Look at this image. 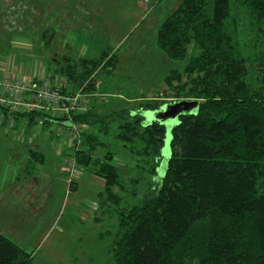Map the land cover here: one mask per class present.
<instances>
[{
    "label": "rangeland",
    "instance_id": "374dc122",
    "mask_svg": "<svg viewBox=\"0 0 264 264\" xmlns=\"http://www.w3.org/2000/svg\"><path fill=\"white\" fill-rule=\"evenodd\" d=\"M182 1L0 0V80L38 76L52 78L53 86L62 85V78L53 77L56 62L64 56L94 59L109 50L118 61L115 70L97 72L90 107L75 114H88L94 107L108 121L109 134L97 125H79L72 116L67 121L51 114L60 120L46 129L38 124L28 127L11 114L0 117V234L32 253L33 264H114L120 213L156 195L171 155V128L178 120L166 126L155 174L153 159L143 158L118 139L119 126L143 116V123L151 124L157 121L151 113L192 101L176 97L166 83L170 71L183 70L188 58L173 61L157 45L161 24ZM243 17L242 50L252 61L249 78L256 80L262 76L264 36L257 39L248 15ZM54 29L59 36L47 48L42 34ZM194 53L191 46L189 58ZM66 123L74 128L69 130ZM86 134L105 143L93 158L109 156L119 170L122 187L113 189L120 196L117 202L105 193V181L94 166L79 162L80 152L88 150L83 143ZM32 152L43 158L39 161Z\"/></svg>",
    "mask_w": 264,
    "mask_h": 264
},
{
    "label": "trees",
    "instance_id": "16d2710c",
    "mask_svg": "<svg viewBox=\"0 0 264 264\" xmlns=\"http://www.w3.org/2000/svg\"><path fill=\"white\" fill-rule=\"evenodd\" d=\"M244 14L257 30L256 38L263 37L264 0H183L161 24V51L173 61L188 58L183 70L170 71L166 83L176 97L198 101L199 106L181 116L171 131V155L156 195L120 213L114 264H264V63L262 76L250 79L252 61L239 34ZM54 37V30L42 34L47 48ZM191 46L195 53L189 58ZM117 62L109 50L94 59L64 56L56 62L53 78L63 79L62 94L82 89L91 93L97 72L115 70ZM3 113L10 116L0 105ZM11 117L25 120L28 127L40 119L43 129L60 120L44 112ZM104 118L94 107L72 116L79 125H97L109 134ZM139 119L123 122L118 139L153 159L155 174L166 127L157 121L145 124L144 116ZM85 136L88 150L80 152L79 162L94 166L105 181V193L119 201L113 189L122 182L112 158H93L105 143L97 135L99 139ZM37 153L32 152L40 161L43 156ZM0 264H33V256L0 234Z\"/></svg>",
    "mask_w": 264,
    "mask_h": 264
},
{
    "label": "built area",
    "instance_id": "2783aa9c",
    "mask_svg": "<svg viewBox=\"0 0 264 264\" xmlns=\"http://www.w3.org/2000/svg\"><path fill=\"white\" fill-rule=\"evenodd\" d=\"M38 78L36 76L27 80L23 77L12 79L3 77L0 80V105L6 108L9 114L44 112L64 116L67 119L79 111H86L88 105L90 107L88 102L91 93L82 89L74 93L62 94V85L53 86L55 81L52 83ZM0 117L5 119L6 116L3 113ZM38 125H43V121L38 120ZM70 128L69 130H72L74 127Z\"/></svg>",
    "mask_w": 264,
    "mask_h": 264
},
{
    "label": "water",
    "instance_id": "95a60500",
    "mask_svg": "<svg viewBox=\"0 0 264 264\" xmlns=\"http://www.w3.org/2000/svg\"><path fill=\"white\" fill-rule=\"evenodd\" d=\"M198 106V101H180L179 103L166 107L163 111L161 110L155 113H151V115L153 116V118L159 121L160 124L166 127L170 123L173 124L174 121H179V118L181 116L193 114L198 109ZM65 125L67 127H71L70 124ZM172 129L173 127L171 128V131Z\"/></svg>",
    "mask_w": 264,
    "mask_h": 264
},
{
    "label": "crops",
    "instance_id": "0c3cea01",
    "mask_svg": "<svg viewBox=\"0 0 264 264\" xmlns=\"http://www.w3.org/2000/svg\"><path fill=\"white\" fill-rule=\"evenodd\" d=\"M66 13H67V11H66ZM68 28H70V27H66V29H67V32L69 31V29ZM54 31H55V37H54V39H53V41H55V38H58V36L59 35H57L56 36V34H57V31L54 29ZM43 42V41H42ZM53 43V42H52ZM44 44V43H43ZM45 45V44H44ZM33 76V75H32ZM57 79H59V78H57L56 77V80ZM60 80V79H59ZM48 81H50L51 82V78L48 80ZM37 178H35V179H33L34 180V183L36 184V183H38V180H36ZM34 189V188H33ZM34 191V190H33ZM35 196V195H34ZM40 197H35V198H33V200H38ZM47 200H51V196H49V195H47Z\"/></svg>",
    "mask_w": 264,
    "mask_h": 264
}]
</instances>
